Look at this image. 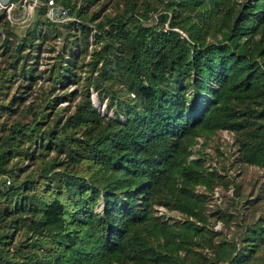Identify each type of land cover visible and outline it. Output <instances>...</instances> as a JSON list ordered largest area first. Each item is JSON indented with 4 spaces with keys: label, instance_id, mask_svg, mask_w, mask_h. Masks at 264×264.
<instances>
[{
    "label": "trees",
    "instance_id": "trees-1",
    "mask_svg": "<svg viewBox=\"0 0 264 264\" xmlns=\"http://www.w3.org/2000/svg\"><path fill=\"white\" fill-rule=\"evenodd\" d=\"M55 2L73 19L0 13V264H264V210L212 212L241 184L203 150L227 130L223 168L264 169V0ZM58 36L44 75L34 51Z\"/></svg>",
    "mask_w": 264,
    "mask_h": 264
},
{
    "label": "rangeland",
    "instance_id": "rangeland-1",
    "mask_svg": "<svg viewBox=\"0 0 264 264\" xmlns=\"http://www.w3.org/2000/svg\"><path fill=\"white\" fill-rule=\"evenodd\" d=\"M107 10H112V5L108 6ZM90 41H92V38L90 36ZM62 43V38L61 37H54L50 38L49 41H46L45 43H40L38 47L41 48V50H38V47L36 51H34V58L33 61H37V69L43 71L42 73L45 75L44 71L47 70L49 67V64L53 62L52 56H54L57 51L59 50L60 46ZM53 46L54 49L50 50L49 47ZM79 54V53H78ZM88 59V55L85 56L84 61ZM1 61V57H0ZM39 85L46 86L47 82L43 80V77L39 78L37 83L34 85L33 88H37ZM76 87V84H67L66 88L68 90L73 89ZM63 89L59 88L56 90V92H61ZM35 94V93H34ZM90 96L93 104L101 111L104 112L108 115L111 114L110 110H107L106 108V103L99 101L96 91L93 88H90ZM32 99V96H30L26 102H29ZM68 103V101H61L58 105L64 106ZM232 133L227 130H221L219 131L216 136L214 141H208L207 144L204 145L203 150L208 151V156L206 160V165H211L215 166L220 173L227 172L228 174L233 175V178L237 179L238 182L241 184V188L239 193L240 194H235V190L232 187V184H228V186L224 187L220 185H215L212 189V200L208 203L209 204V209L215 211L216 207H212L214 205H217L219 208L222 209H228V210H235L234 207H236L241 213H246L247 215L252 211L254 207H256L255 214H259L260 210H264V205L262 201L258 202L257 204H254L252 207L247 208V205L249 203H246L248 198H252L255 196L259 191L261 192L264 190V186H262L263 181H264V169L258 168L257 166L249 165L247 168L243 169L242 174L239 176L238 173L241 171L236 168V165L234 166H228L229 168L228 171L226 168H223V164L229 161L233 160V153H231L230 150H225L226 145L231 144L232 142ZM220 142V148L224 152V157L226 161H223L222 158H220V161L217 160V155L215 152V144L216 142ZM202 142V138H198V142L195 144L196 147H200ZM225 146V147H224ZM191 157H196V154H192ZM224 162V163H223ZM226 178H229L227 176ZM204 187L203 186H197L196 191L201 192L203 191ZM210 193V192H209ZM246 206V207H245ZM245 207V208H244ZM259 207V208H257ZM156 209L158 212H164L165 208L163 206H156ZM251 210V211H250ZM167 216H173V217H179L180 214L176 211H166ZM213 223V229L215 230H223L225 233H227V238L231 239L230 237L235 236L237 234V231H239L238 226L235 224H232L229 229L226 230V227L223 225V223L220 220H214ZM234 223V222H233ZM212 224V223H211ZM208 248H206L207 250Z\"/></svg>",
    "mask_w": 264,
    "mask_h": 264
},
{
    "label": "built area",
    "instance_id": "built-area-1",
    "mask_svg": "<svg viewBox=\"0 0 264 264\" xmlns=\"http://www.w3.org/2000/svg\"><path fill=\"white\" fill-rule=\"evenodd\" d=\"M46 6V15L56 22L73 19L68 13V8L55 2V0H0V13H5L11 25L25 23L33 10L40 6ZM9 183V180H6Z\"/></svg>",
    "mask_w": 264,
    "mask_h": 264
},
{
    "label": "water",
    "instance_id": "water-1",
    "mask_svg": "<svg viewBox=\"0 0 264 264\" xmlns=\"http://www.w3.org/2000/svg\"><path fill=\"white\" fill-rule=\"evenodd\" d=\"M0 31H2V28L0 29ZM7 40H8V36H5V35H4V36H3L2 44H3V45L6 44ZM20 46H21V42H18V43L16 44V50H17V51H19Z\"/></svg>",
    "mask_w": 264,
    "mask_h": 264
}]
</instances>
